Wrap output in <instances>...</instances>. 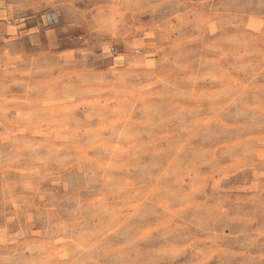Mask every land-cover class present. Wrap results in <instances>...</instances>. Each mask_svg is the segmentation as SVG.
<instances>
[{
  "label": "rangeland",
  "instance_id": "obj_1",
  "mask_svg": "<svg viewBox=\"0 0 264 264\" xmlns=\"http://www.w3.org/2000/svg\"><path fill=\"white\" fill-rule=\"evenodd\" d=\"M0 264H264V0H0Z\"/></svg>",
  "mask_w": 264,
  "mask_h": 264
},
{
  "label": "bare ground",
  "instance_id": "obj_2",
  "mask_svg": "<svg viewBox=\"0 0 264 264\" xmlns=\"http://www.w3.org/2000/svg\"><path fill=\"white\" fill-rule=\"evenodd\" d=\"M14 144V143H13Z\"/></svg>",
  "mask_w": 264,
  "mask_h": 264
}]
</instances>
